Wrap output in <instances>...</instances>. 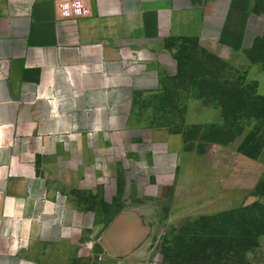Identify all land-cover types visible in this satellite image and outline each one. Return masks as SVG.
<instances>
[{
    "label": "crops",
    "instance_id": "0c3cea01",
    "mask_svg": "<svg viewBox=\"0 0 264 264\" xmlns=\"http://www.w3.org/2000/svg\"><path fill=\"white\" fill-rule=\"evenodd\" d=\"M64 1L0 0V264H75L86 248L99 264H164L181 152L168 128L132 118L136 97L158 90L169 40L224 57L264 37V14L254 0H82L86 15L64 17ZM73 157L76 171L56 164ZM75 173L89 174L94 200L115 186L105 214L134 217L119 224L124 239L99 204L55 188Z\"/></svg>",
    "mask_w": 264,
    "mask_h": 264
},
{
    "label": "rangeland",
    "instance_id": "374dc122",
    "mask_svg": "<svg viewBox=\"0 0 264 264\" xmlns=\"http://www.w3.org/2000/svg\"><path fill=\"white\" fill-rule=\"evenodd\" d=\"M252 8L264 14V0H254ZM260 42L256 49L230 51L222 57L196 40H169L158 90L136 97L132 118L144 125L146 132L154 127L168 128L181 152L178 173L166 193L168 224L157 247V257L164 264H169L164 250L176 242L183 249L180 252L174 248V252L190 259L187 262L178 259L177 264H264V226L260 218L264 206V121L256 124L238 120L247 119L244 97L234 108L236 120L226 121L224 112L229 113L226 108H214L211 98L195 89L204 84L205 78L208 81L213 78L220 89L231 88L235 92L243 84L255 85L256 91L264 95V42ZM203 87L210 89L209 85ZM249 134L262 139L258 141L257 137L247 143L245 138ZM76 162L77 157L70 161L60 158L56 164L71 167ZM88 175L81 184L76 173L73 184L68 183V175L61 177V183H55L57 177L51 176L50 182L66 191L78 207L99 204L100 220L108 222L112 218L114 230L124 239L119 224H129L134 217H108L105 213L119 206L115 186L113 193H108L105 186L98 185L97 194L104 198L94 200ZM173 206L181 209L175 219H172ZM241 208L245 211L238 215ZM244 222H251L256 242L247 235L236 242V232L241 233ZM76 260L75 264L100 263L99 257L87 248Z\"/></svg>",
    "mask_w": 264,
    "mask_h": 264
},
{
    "label": "trees",
    "instance_id": "16d2710c",
    "mask_svg": "<svg viewBox=\"0 0 264 264\" xmlns=\"http://www.w3.org/2000/svg\"><path fill=\"white\" fill-rule=\"evenodd\" d=\"M259 41L264 42V37L257 38L256 41L254 42V44L252 45V47H250V49H252V50L256 49V47L259 45V43H258ZM205 77H208V76H205ZM203 78H204V76L199 78V80H202ZM202 81L204 82V84H202V85L200 84L198 87L195 88L197 93H206L207 96L209 98H211V104L213 105L214 108L221 109V110L223 108H226L225 110L227 112H229V113L224 112V116H225L226 121L229 120L230 122H234V120H236L234 118V115L236 114L235 113L236 110H234V108L236 109V106L238 104H240V102H242V101L245 102L247 105L246 110L248 112V115L245 113L244 116L247 119L239 118L238 119L239 121H241V120L242 121L249 120L250 122L256 121V124H258L257 121H260V120L264 121V95L259 94L256 91L255 85L250 86V85H246V84L244 85L243 84V85L239 86L237 91L233 92L231 88L220 89L218 86L215 85L216 82L213 80V78L211 79V81H213L214 83L211 81H208L206 78H205V80H202ZM205 83H207V84H205ZM203 85H209L210 89H207V87L205 89V87H203ZM205 90H206V92H205ZM240 97H244L245 99L244 100L241 99L242 100L241 101ZM216 124H218V123L216 122ZM249 135H251V136H248L247 138H245L247 143L252 142L254 140V138H257V137H258V141L260 139H262V137L259 138V135H257V136H252L254 134H249ZM262 209H263V212L261 213L260 218H261V224L264 226V206H262ZM242 211H245V209H243V208L239 209L238 215H241ZM242 226H243V229H241V233L238 234L236 232V236L238 237L236 242H239L241 239L245 238L246 235L250 236L253 239L255 238L253 240V242H256L257 235L252 233L251 222H244L242 224ZM194 237H196V236H194ZM215 237H217V236L215 235ZM191 240H192V238H191ZM170 243L171 242H166L167 245H171V244L172 245L168 248V250H164V252H163L165 259L169 264H177L176 261L178 259H180L182 261H186V262L190 261V259L188 260L186 258H182V257H180L179 254H176L174 252V248H176V250H179L181 252V250L183 249L182 244H180L178 242L171 243V244ZM241 252H243V251H241ZM241 257L243 260L244 256H241Z\"/></svg>",
    "mask_w": 264,
    "mask_h": 264
},
{
    "label": "built area",
    "instance_id": "2783aa9c",
    "mask_svg": "<svg viewBox=\"0 0 264 264\" xmlns=\"http://www.w3.org/2000/svg\"><path fill=\"white\" fill-rule=\"evenodd\" d=\"M64 17L82 16L88 13V6L82 0H68L59 4Z\"/></svg>",
    "mask_w": 264,
    "mask_h": 264
}]
</instances>
